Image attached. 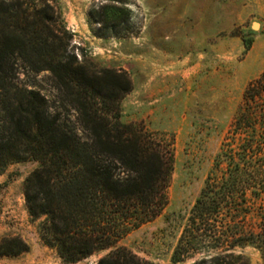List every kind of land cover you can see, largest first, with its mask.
I'll use <instances>...</instances> for the list:
<instances>
[{"label": "trees", "instance_id": "trees-1", "mask_svg": "<svg viewBox=\"0 0 264 264\" xmlns=\"http://www.w3.org/2000/svg\"><path fill=\"white\" fill-rule=\"evenodd\" d=\"M108 8L92 13L106 29L112 20L120 24ZM73 37L49 0H0V173L13 163H37L24 182L28 211L43 217L41 238L66 263L108 250L97 264H159L120 242L167 207L173 146L143 123L123 121L121 101L133 88L131 78L122 70H90L72 52ZM22 70L51 73L75 108L82 132L54 113L40 90L21 83ZM258 96H264V72L244 92L245 100ZM245 123L240 107L233 134L240 137ZM244 151L242 143L217 153L173 264L196 254L202 256L193 264H247L235 252L247 244L260 245L264 254V222L258 232L246 226L253 210L248 190L264 182L245 174ZM27 249L20 237L0 242V255Z\"/></svg>", "mask_w": 264, "mask_h": 264}, {"label": "rangeland", "instance_id": "rangeland-1", "mask_svg": "<svg viewBox=\"0 0 264 264\" xmlns=\"http://www.w3.org/2000/svg\"><path fill=\"white\" fill-rule=\"evenodd\" d=\"M49 1L74 34L72 52L90 70L128 73L133 88L121 101L123 121L143 123L173 146L167 207L120 242L143 259L173 264L190 211L224 145L237 149L244 143L245 174L255 173L264 182V96L244 99L249 83L264 72V0ZM105 6L119 25L112 20L106 29L92 16ZM19 77L82 132L75 108L49 71L22 70ZM240 107L246 123L237 137L233 123ZM36 166L35 161L13 163L0 173V242L20 237L28 245L26 251L0 255V264H97L108 250L66 263L42 240L43 217L30 215L24 193L25 179ZM257 186L248 190L253 210L246 224L256 232L264 222V183ZM259 246L247 244L235 252L245 255L247 264H264ZM201 256L178 264H193Z\"/></svg>", "mask_w": 264, "mask_h": 264}, {"label": "water", "instance_id": "water-1", "mask_svg": "<svg viewBox=\"0 0 264 264\" xmlns=\"http://www.w3.org/2000/svg\"><path fill=\"white\" fill-rule=\"evenodd\" d=\"M259 24L258 23H254V28H258Z\"/></svg>", "mask_w": 264, "mask_h": 264}]
</instances>
